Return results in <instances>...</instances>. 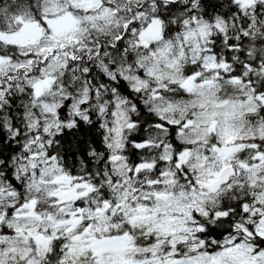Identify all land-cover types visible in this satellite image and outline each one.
I'll return each instance as SVG.
<instances>
[{
  "label": "snow or ice",
  "instance_id": "snow-or-ice-1",
  "mask_svg": "<svg viewBox=\"0 0 264 264\" xmlns=\"http://www.w3.org/2000/svg\"><path fill=\"white\" fill-rule=\"evenodd\" d=\"M0 264H264V0H0Z\"/></svg>",
  "mask_w": 264,
  "mask_h": 264
}]
</instances>
